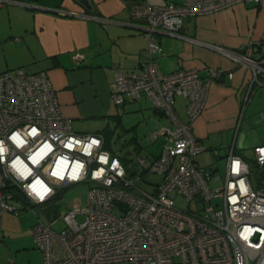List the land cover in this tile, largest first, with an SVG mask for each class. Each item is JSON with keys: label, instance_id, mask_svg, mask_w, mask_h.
Listing matches in <instances>:
<instances>
[{"label": "built area", "instance_id": "obj_1", "mask_svg": "<svg viewBox=\"0 0 264 264\" xmlns=\"http://www.w3.org/2000/svg\"><path fill=\"white\" fill-rule=\"evenodd\" d=\"M241 2L261 0L131 2L147 57L138 71H115L110 97L120 105L126 98L148 96L162 112L167 123L153 136H163L164 142L154 157L134 154L124 164L122 156L103 147L102 134L74 132L46 71L20 66L0 73V217L17 212L19 202L43 203L57 189L90 183L84 206L67 203L62 228L53 227L57 219L34 226L33 240L45 264H264V144L255 145L248 159L231 146L223 174L199 166L195 158L206 146L193 135L192 122L205 107L208 79L222 72L210 69L207 79L194 68L161 72L155 57L163 50L152 36L177 34L185 16ZM261 44L252 39L244 55L227 51L253 71L242 109L253 85L262 84ZM72 59L82 62L85 56L76 51ZM179 94L187 97L185 121L174 109ZM132 163L137 172L127 169ZM147 173L161 176L159 182H146L148 190L137 184ZM177 196L192 206L179 208Z\"/></svg>", "mask_w": 264, "mask_h": 264}, {"label": "crops", "instance_id": "obj_2", "mask_svg": "<svg viewBox=\"0 0 264 264\" xmlns=\"http://www.w3.org/2000/svg\"><path fill=\"white\" fill-rule=\"evenodd\" d=\"M89 2L88 8L77 0H0V73L20 66L46 71L74 132L104 135L108 125L112 137H123V143L132 138L124 153L160 139L161 150L164 138L153 132L167 120L152 100L141 95L116 105L110 97L115 71H138L147 57V40L130 14L132 0ZM152 36L163 50L155 57L161 72L194 68L202 79L209 78L210 69L222 72L208 79L205 107L192 122L194 136L206 146L197 164L213 168V160L231 146L250 158L252 148L264 144V77L258 76L262 84L253 85L254 94L242 109L253 71L227 51L244 55L252 39L262 41L259 50L264 51V0L188 15L177 34L157 31ZM76 51L84 61L72 59ZM186 103L185 95H176L174 109L183 121ZM205 153L212 159L201 164Z\"/></svg>", "mask_w": 264, "mask_h": 264}, {"label": "rangeland", "instance_id": "obj_3", "mask_svg": "<svg viewBox=\"0 0 264 264\" xmlns=\"http://www.w3.org/2000/svg\"><path fill=\"white\" fill-rule=\"evenodd\" d=\"M110 141L112 151L123 156L127 144L123 143V137H112ZM161 139L153 143L144 142L139 150L135 151L131 148V155L123 158V163L130 161V157L134 154L151 157V153L158 154L160 151ZM128 149V148H127ZM208 153V152H207ZM205 153L201 158V164L208 163L212 158H208ZM218 153V152H217ZM213 168L215 172L223 174L225 157L213 160ZM161 176L155 173L144 174L137 184L143 189H151L146 182H159ZM90 187L88 182H79L71 184L63 189H57L56 195L43 203L28 204L19 202L20 208L17 212L6 211L0 217V264H45L43 251L33 240L34 226L42 222L45 225L50 224L57 219L53 227L60 229L64 226L61 214L68 210L67 203L71 207L74 205L84 206L87 201V192ZM192 202H188L181 196L175 198V205L182 209L192 206ZM82 215L76 216L77 220H82Z\"/></svg>", "mask_w": 264, "mask_h": 264}, {"label": "trees", "instance_id": "obj_4", "mask_svg": "<svg viewBox=\"0 0 264 264\" xmlns=\"http://www.w3.org/2000/svg\"><path fill=\"white\" fill-rule=\"evenodd\" d=\"M132 1H133V0H132ZM103 134H104V135H103V137H104L103 147H104L105 149L112 150V149H111V143H110V141H112V140H111V139H112V128H111V127H108V125H107V126L104 128V130H103ZM130 141H132V138H130V140L124 142V144H128ZM113 152H115V151H113ZM122 157L125 158L126 155L124 154Z\"/></svg>", "mask_w": 264, "mask_h": 264}, {"label": "water", "instance_id": "obj_5", "mask_svg": "<svg viewBox=\"0 0 264 264\" xmlns=\"http://www.w3.org/2000/svg\"><path fill=\"white\" fill-rule=\"evenodd\" d=\"M78 2H80L81 4H83L84 6H86V7H91V3L89 2V0H77ZM130 151H127V152H125L124 154L126 155V156H129L130 155ZM127 169L130 171V172H137L138 171V168L136 167V165L135 164H130V165H128L127 166Z\"/></svg>", "mask_w": 264, "mask_h": 264}, {"label": "bare ground", "instance_id": "obj_6", "mask_svg": "<svg viewBox=\"0 0 264 264\" xmlns=\"http://www.w3.org/2000/svg\"><path fill=\"white\" fill-rule=\"evenodd\" d=\"M194 135V134H193Z\"/></svg>", "mask_w": 264, "mask_h": 264}]
</instances>
